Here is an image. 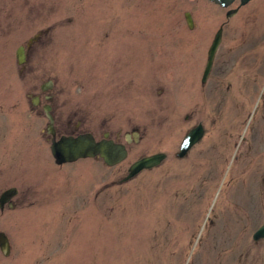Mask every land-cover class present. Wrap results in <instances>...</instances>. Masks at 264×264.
I'll list each match as a JSON object with an SVG mask.
<instances>
[{
  "label": "rangeland",
  "instance_id": "374dc122",
  "mask_svg": "<svg viewBox=\"0 0 264 264\" xmlns=\"http://www.w3.org/2000/svg\"><path fill=\"white\" fill-rule=\"evenodd\" d=\"M256 6L0 0V193L19 190L15 207L0 209V231L11 247L8 256L0 251V264H264V239L252 240L264 223V147L241 154L238 166L232 145L221 163V150L203 143L176 158L190 128L186 113L196 114L194 120L212 113L199 89L179 85L190 71L201 79L206 59L185 66L187 36H204L210 45L223 23L221 49L237 33L247 48L252 33L264 34V8ZM229 9L236 13L227 19ZM186 12L197 29L188 28ZM36 35L19 66L15 51ZM221 59L228 61L227 54ZM47 81L71 128L79 124L98 139L109 132L120 142L138 131L128 157L112 167L100 159L56 165L44 134L47 119L29 105L44 96ZM263 117L249 126L253 138ZM158 152L167 154L161 166L120 182L132 162ZM250 159L257 165H247Z\"/></svg>",
  "mask_w": 264,
  "mask_h": 264
},
{
  "label": "flooded vegetation",
  "instance_id": "af4514ba",
  "mask_svg": "<svg viewBox=\"0 0 264 264\" xmlns=\"http://www.w3.org/2000/svg\"><path fill=\"white\" fill-rule=\"evenodd\" d=\"M250 3H254L258 8H264L263 0H251ZM192 22V28H188L191 30L197 29L198 26L195 25L196 23H194L193 17ZM224 25L225 24L220 23V25H218V28L216 29L215 34L220 29L222 31L221 41L214 55L211 71L205 81H203V73L207 65L209 49L212 45L215 34L212 41L210 42V45H208V39L205 40L203 38L204 36L200 37L201 39H197L195 35L187 36L186 43L190 47V49L187 51L188 55L186 56L187 61L185 66L191 69L193 65H196L198 60H200V62L202 63V57L204 55L206 59L205 62L203 61L204 66L202 68V77L201 79H198L196 73H192L189 69L190 75L188 73L183 78L180 77V84L178 83V81L175 84L177 87L178 84L186 85L189 91L193 90L197 92V89H199L202 93L201 95L203 101L208 103V110L212 112L211 114L205 115V118L202 117L196 120H194V115L196 114H193L192 116L191 113H186L185 120L189 121L190 123L189 129L201 126L203 131L201 140L190 149L187 156L196 146L203 143V145H205L207 148H218L221 150L223 158H220L221 153L218 154L217 158L220 159L217 161L221 163V159L222 161H224L225 159L226 150L234 147L233 150H236V152L233 164L235 163L234 165L238 166V164L241 162V154L245 158V155H249L252 152L251 149L256 150L257 148L264 147V117L260 120L257 119V122L261 123V128L256 137L253 138L252 132L249 131V126L254 118H257L258 114L264 115V34L252 33L251 37L253 40V44L249 46L247 45V48L245 46V43H243L247 40H242L241 34H234L232 40L228 44V49H221V45L224 44ZM49 31L50 29L46 31L47 34ZM37 41L38 39L36 37L30 42L27 41V43L23 45L25 59H27L30 49L34 44L37 43ZM153 52H155V50H150V53ZM222 53L227 54L228 61L225 60L222 62ZM231 58L233 59L231 60ZM231 61H233L231 68L229 70H226ZM221 62L224 64V66L220 68L219 64ZM215 70L217 71L218 75L213 79V73L215 72ZM262 79L263 81L261 82ZM52 87L53 85H51L49 90L43 92V97L38 96V98H30V111L36 114L38 117L45 118L44 107H50V113L52 114L54 119L56 138L62 135H78L82 133L93 134L88 130H82L79 127V124H77L75 128H71L70 118H65V115L67 114L64 115V105L62 103H57L54 97L50 94ZM258 87L260 88L258 93L256 94ZM47 96H49V98H47ZM210 101L216 102L217 106L213 107L215 109L209 108L211 107ZM249 106H251L250 109H252V112L246 113L247 110H250ZM71 115L78 116L79 114L72 113ZM60 118L61 120H63L59 123L58 119ZM246 125L247 128L245 129L244 133H240L242 127H246ZM217 130L218 133L216 135L214 133ZM133 132L137 131H132V136L130 137L129 144L133 143ZM44 134L46 137V142L50 141V135L45 131ZM108 134V137L110 139H113L115 142L124 143L127 146V133H125L124 135V142H120L117 138H113L110 133ZM93 136L95 135L93 134ZM262 159H264V156L262 157ZM252 160L253 159H250L251 164L247 165H252V163H256L257 165L258 160H256L255 162H252ZM262 164L264 165V162H262ZM10 188L16 189V193L10 199V202L12 204L11 208H14L16 206V197L19 194V190L17 189V187ZM5 206L8 207V204H5L3 208ZM255 243H258V241ZM243 255L241 254L239 258H242Z\"/></svg>",
  "mask_w": 264,
  "mask_h": 264
},
{
  "label": "water",
  "instance_id": "95a60500",
  "mask_svg": "<svg viewBox=\"0 0 264 264\" xmlns=\"http://www.w3.org/2000/svg\"><path fill=\"white\" fill-rule=\"evenodd\" d=\"M214 4L219 5L222 8H227L235 1H239V5L243 6L251 0H210ZM236 10H229L226 17L229 18L235 14ZM185 20L189 28H192L193 22L190 13H185ZM222 31L221 29L215 34L212 45L210 46L207 65L203 73V81H205L211 71L212 62L216 50L221 41ZM15 58L19 65L25 62V55L23 47H19L15 52ZM48 85L41 87L43 91L49 89ZM35 104V102H34ZM45 115L48 120L46 126V132L51 135L50 139V152L56 164L61 165L64 163L75 162L79 159L96 158L102 159L106 166L112 167L122 162L127 156V150L125 145L116 143L111 139H108V133H105L103 138L96 140L90 133H83L77 136L62 135L58 139L55 136L54 119L50 113V107H44ZM203 131L201 126L190 130L184 137L180 150L176 154L178 158L186 156L190 148L196 144L202 137ZM127 142H130V136H126ZM133 140L138 141V133H133ZM164 153H156L150 156L142 157L133 162L127 169V175L121 180V182H127L137 176L143 170H150L159 166L165 159ZM16 193L15 188H9L0 194V209L3 208L5 203L11 208V197ZM254 241L264 238V224L261 225L252 236ZM0 251L4 256H8L10 253L9 239L4 232L0 231Z\"/></svg>",
  "mask_w": 264,
  "mask_h": 264
}]
</instances>
